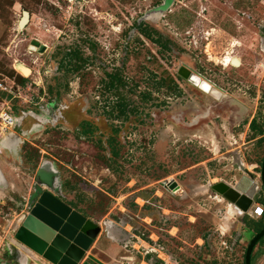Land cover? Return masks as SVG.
Instances as JSON below:
<instances>
[{"label":"rangeland","instance_id":"374dc122","mask_svg":"<svg viewBox=\"0 0 264 264\" xmlns=\"http://www.w3.org/2000/svg\"><path fill=\"white\" fill-rule=\"evenodd\" d=\"M163 1L0 0V79L22 95L0 91V101L16 120L29 113L23 143L0 157V264H51L17 255L37 185L101 228L90 249L102 264H158L162 253L168 264H245L251 215L212 186L235 185L245 169L261 184L264 140L250 123L264 121V0H174L153 12ZM71 50L85 60L79 72L64 67ZM108 74L122 84L109 87ZM45 162L55 173L40 176Z\"/></svg>","mask_w":264,"mask_h":264},{"label":"water","instance_id":"95a60500","mask_svg":"<svg viewBox=\"0 0 264 264\" xmlns=\"http://www.w3.org/2000/svg\"><path fill=\"white\" fill-rule=\"evenodd\" d=\"M173 2L174 0H164L162 4L154 8L153 12L162 13L168 10ZM29 20L30 13L24 11L19 21L20 29L25 28ZM45 50L46 45L40 44L39 52L43 53ZM232 63L239 64L240 61L234 57ZM178 74L200 89L202 83L207 82L185 66L179 69ZM207 93L212 94V91ZM26 115L18 117L14 130L2 138L0 150H11L23 143V136L26 135L23 130V120ZM45 164L46 162L42 165L39 174L43 171ZM260 176L261 184L252 172L245 169L235 185L222 181L214 184L212 189L234 204L241 212L249 213L262 193L264 194V160ZM1 180L4 183V176ZM28 208V214L14 232L15 240L27 250L25 255L35 253L51 264H80L101 228L96 226L94 229L84 231V225L88 222L87 216L63 201L55 192L44 190L41 185L36 186ZM263 237L264 229L250 240L245 253L246 264H251L253 251ZM18 253L23 254L21 251H17V255Z\"/></svg>","mask_w":264,"mask_h":264},{"label":"trees","instance_id":"16d2710c","mask_svg":"<svg viewBox=\"0 0 264 264\" xmlns=\"http://www.w3.org/2000/svg\"><path fill=\"white\" fill-rule=\"evenodd\" d=\"M70 57V61H68V64H66L64 67L68 71L72 72H79L80 69L83 67V64L85 63L84 58L81 56L80 52L78 50H71V52L68 53ZM71 67H69V66ZM109 76V83L108 86L111 88H118L119 84H122V78L118 76L117 74H108ZM21 81L24 83L26 81V78L21 77ZM120 106H122L120 109L121 115H126V104L122 103ZM250 127L253 131V136H262L260 141L264 140V121H259L257 118H253V120L250 123ZM264 160V157H263ZM263 160L260 162L262 165ZM259 203H262L264 205V194L262 193L261 197L258 200ZM248 217V216H247ZM250 217V216H249ZM247 218V224L248 227H250L253 232L251 237H253L256 233L260 232L264 229V209L263 214L261 216H258V219H255L253 216L250 218ZM98 226L96 223H94L92 220L88 219V222L86 224V230L89 231L91 229H94V227ZM258 244H264V237L258 242ZM263 253V250H259L257 254H252L251 264H254L257 257ZM158 264H163V262H160Z\"/></svg>","mask_w":264,"mask_h":264},{"label":"built area","instance_id":"2783aa9c","mask_svg":"<svg viewBox=\"0 0 264 264\" xmlns=\"http://www.w3.org/2000/svg\"><path fill=\"white\" fill-rule=\"evenodd\" d=\"M14 85H16L14 83ZM14 85H10L8 83H6L5 80L0 79V91L4 92V93H8V94H13V98L15 97H22L21 94H16L15 92H13V88ZM20 86L17 85V90H20ZM23 101H27L26 99H24ZM16 122V113L14 111V109L12 108V106L10 105L9 102H1L0 101V146H1V141L2 138L6 135V133L11 132V130L13 129V126L15 125ZM263 209H264V205L262 203H255L254 207L252 208V210L249 212V214L251 216H261L263 214ZM156 248H153L154 253H157ZM164 254V256L162 255ZM161 255H158V258L162 260V262L164 261L166 264H168V260L165 257V253H162ZM126 262H123V261ZM133 257L131 256H124L121 257L120 260H118V264H133ZM163 262V264H164Z\"/></svg>","mask_w":264,"mask_h":264},{"label":"crops","instance_id":"0c3cea01","mask_svg":"<svg viewBox=\"0 0 264 264\" xmlns=\"http://www.w3.org/2000/svg\"><path fill=\"white\" fill-rule=\"evenodd\" d=\"M18 147H19V146H18ZM3 150H4V149H3ZM5 150H7V149H5ZM0 151H2V150H0ZM0 168H1V170L4 172V170H3V168H2V165L0 166ZM7 169H8V168H7ZM42 172H43L44 174H46V175H51V174L55 173V172L53 171L52 167L50 166V164H49V165L45 164V166H44ZM2 176L7 177L5 174H4V175L0 174V178H1ZM4 183H5V181H4ZM11 184H12L11 187H14V186H15V183H14V182L11 183ZM0 195H6L5 191H4V192H3V191H2V192L0 191ZM1 198H2V196H0V201H1ZM3 199H4V198H3ZM65 202H66V201H65ZM66 203H67V202H66ZM68 204H70V203H68ZM92 248H93V247H92ZM111 250L113 251V253L116 252V249H115V248L110 249V251H111ZM19 259H20V260L23 259V262H25L26 260L30 259V257H29V255H25V254L19 253ZM24 260H25V261H24ZM93 261H97V262H99V264L104 263V262H102V261L97 257V255L94 254V251H92V249H89V250L87 251V253H86V256L83 258V260L81 261L80 264H86L87 262L91 263V262H93ZM100 262H101V263H100Z\"/></svg>","mask_w":264,"mask_h":264},{"label":"flooded vegetation","instance_id":"af4514ba","mask_svg":"<svg viewBox=\"0 0 264 264\" xmlns=\"http://www.w3.org/2000/svg\"><path fill=\"white\" fill-rule=\"evenodd\" d=\"M182 78V77H181ZM184 79V78H183ZM184 80H186V79H184ZM186 81H188V80H186ZM189 82V81H188ZM190 83V82H189ZM192 84V83H191ZM63 117H65V114H64V112H63V110H60V111H58L57 113H55L53 116H52V118H51V123L52 124H57V123H59V121L63 118ZM35 123V121H33V123L32 124H34ZM8 152H10L8 149L7 150H2L1 152H0V157H3L4 155H5V153H8ZM14 152V151H13ZM12 152V153H13ZM56 183H57V181H56ZM56 183L54 184L55 186L54 187H58V186H56ZM31 199H32V197H31ZM30 199V200H31ZM63 200V199H62ZM64 201V200H63ZM30 202V201H29ZM70 205V204H69ZM73 207V206H72ZM74 209H76L75 207H73ZM77 210V209H76ZM87 224V223H86ZM86 224L84 225V228H83V230L84 231H87L85 228H86ZM246 264V263H245Z\"/></svg>","mask_w":264,"mask_h":264},{"label":"bare ground","instance_id":"6f19581e","mask_svg":"<svg viewBox=\"0 0 264 264\" xmlns=\"http://www.w3.org/2000/svg\"><path fill=\"white\" fill-rule=\"evenodd\" d=\"M236 42V41H235ZM228 53H230V52H228ZM232 59H233V56L231 57L230 56V62L232 63ZM232 64H234V63H232ZM240 64V63H239ZM239 64H235V65H239ZM20 69H21V71L23 72V75L24 76H29L30 74H31V70L30 69H28V67H24V66H20L19 67ZM211 84H209V83H207V82H203L202 83V90L204 91V92H207V91H212V89H211ZM110 238L112 239V240H114V237H112V235H110Z\"/></svg>","mask_w":264,"mask_h":264}]
</instances>
